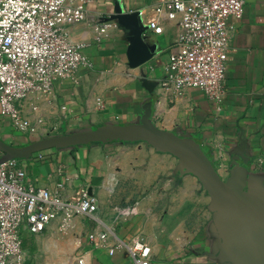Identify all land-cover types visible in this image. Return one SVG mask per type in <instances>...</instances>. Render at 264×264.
I'll return each mask as SVG.
<instances>
[{"label":"crops","instance_id":"obj_1","mask_svg":"<svg viewBox=\"0 0 264 264\" xmlns=\"http://www.w3.org/2000/svg\"><path fill=\"white\" fill-rule=\"evenodd\" d=\"M154 1L85 4L84 19L65 28L69 40L82 46L84 61L68 77L56 80L49 93L25 99L23 114L35 125V134L16 131L0 116V139L20 147L88 127L137 122L143 103L150 98L140 81L146 74L158 82L151 118L156 127L196 138L222 178L228 176L230 155L245 141L250 158L247 175L264 186V0H245L242 17L227 20L233 51L220 102L194 88L174 93L160 86L168 54L180 34L177 19L162 15L160 34L146 27L144 16L129 22L140 30L149 52L146 62L135 64L137 51L131 40L135 34L120 22L119 15L135 10L147 15ZM104 22L110 26L100 35L97 25ZM20 161L36 187L56 191L64 199L76 188L86 187L97 198L94 216L98 221L88 217L72 221L84 264H134L126 244L135 237L148 245L149 264H215L208 255L213 241L208 230L209 196L193 175L174 173V156L142 142H109L46 149ZM129 182H134L135 194L124 193ZM123 196H130L126 201L135 202L136 207L116 218L105 205ZM56 228L53 221L40 234L26 233L24 255L34 245L61 236ZM91 231H108V240L95 247L87 238Z\"/></svg>","mask_w":264,"mask_h":264},{"label":"built area","instance_id":"obj_2","mask_svg":"<svg viewBox=\"0 0 264 264\" xmlns=\"http://www.w3.org/2000/svg\"><path fill=\"white\" fill-rule=\"evenodd\" d=\"M93 1L0 0V116L16 131L36 133L23 114L25 99L49 93L56 80L68 77L84 61L82 46L69 40L65 28L81 22L84 5ZM244 4L245 0H155L147 15L130 11L144 16L146 27L155 34L162 32V15L178 20L180 34L168 54L160 86L174 93L194 88L220 102L233 51L227 20L240 19ZM109 26L98 24V33L104 34ZM97 210V198L88 188L78 187L64 199L31 183L20 159L0 160V264H20L24 235L42 233L60 213L63 228L71 222L70 214L95 220ZM108 237V231L87 234L95 247ZM126 248L134 264H149L150 249L142 238H132Z\"/></svg>","mask_w":264,"mask_h":264},{"label":"water","instance_id":"obj_3","mask_svg":"<svg viewBox=\"0 0 264 264\" xmlns=\"http://www.w3.org/2000/svg\"><path fill=\"white\" fill-rule=\"evenodd\" d=\"M137 12L119 15L120 22L135 34L131 37L136 47L135 64L140 65L149 58V52L141 38V32L131 25ZM142 85L150 98L142 105L137 122L129 124H104L69 133L41 138L27 145L15 147L0 139V160L28 159L33 153L46 149L76 148L92 143L142 142L157 152L168 153L177 159L175 174H190L196 177L209 196L208 210L211 222L208 230L213 238L208 254L215 264H264V186L248 177L246 164V142L233 152L228 176L222 178L212 158L202 144L188 134L166 131L151 121L153 114L155 80L141 75Z\"/></svg>","mask_w":264,"mask_h":264},{"label":"rangeland","instance_id":"obj_4","mask_svg":"<svg viewBox=\"0 0 264 264\" xmlns=\"http://www.w3.org/2000/svg\"><path fill=\"white\" fill-rule=\"evenodd\" d=\"M133 184L134 182H129L128 186L130 187H128L124 193L129 194V192H133V194H135L137 188L132 187ZM127 197L130 196H123L122 199L118 197L116 203H107L105 205V210L107 211L111 208L112 210L110 211L116 213V218H122L128 211H134L136 207L134 204L135 202L131 200L126 201ZM63 217V213H60L58 218L54 220V222L57 221L56 229L61 236H56L48 242L34 245V247L28 250L26 255L23 256L20 264H84V251H81V247L78 245V232L73 226L72 221L75 218H80V222H83V220H87L88 218L83 214L74 212V214L72 213L69 215L71 222L66 223L64 227L61 228V224L65 220Z\"/></svg>","mask_w":264,"mask_h":264}]
</instances>
